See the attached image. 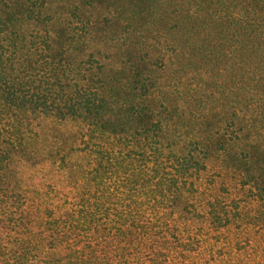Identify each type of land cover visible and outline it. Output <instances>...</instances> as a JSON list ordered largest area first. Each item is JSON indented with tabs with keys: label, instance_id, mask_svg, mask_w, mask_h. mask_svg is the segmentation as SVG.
<instances>
[{
	"label": "trees",
	"instance_id": "1",
	"mask_svg": "<svg viewBox=\"0 0 264 264\" xmlns=\"http://www.w3.org/2000/svg\"><path fill=\"white\" fill-rule=\"evenodd\" d=\"M3 1L7 0H0V26L10 22L12 13L1 7ZM74 1L70 7L78 14L76 22L89 32L85 23L87 10L97 11L110 2ZM128 1L135 12L152 3ZM163 10L174 21V28L176 23L182 40L175 50L177 58L186 50L193 58L220 59L227 62V69H237L243 118L249 115L252 125L244 135H264V0H168ZM5 40H0V49ZM34 40V51L47 70L43 78L48 86L41 91L34 88L29 97L16 96L13 102L17 99L18 103L12 107L7 96H12L9 91L14 83L3 85L0 114L6 110L20 118L26 113L29 117L43 114L59 123L78 119L89 127V132H104L101 128L105 125L115 128L122 120L131 126L137 124L145 132L154 124L157 129L163 128L162 120L154 121L155 104L145 103L147 94L140 97L136 91L94 88L70 93L63 81L66 71L72 69V55L62 48L60 34L45 30ZM136 98L142 99L144 106L127 113L128 105ZM116 100L118 107L113 109ZM134 115L138 119H133ZM258 120L260 130L254 128ZM22 122L8 121L13 135L20 134ZM117 141L125 147V153L98 151L93 155L95 166L71 181L62 203L36 204L37 213L27 218L22 209L13 207L15 202L10 197L24 192L9 179L23 142L20 138L0 139V264H192L191 259L200 253L202 237L192 230L193 218L181 217L178 211L198 214L191 199L201 192L195 178L205 167L202 160L209 155L204 154L201 160L192 154L177 155L161 135H127ZM257 143V138H251L242 149L241 159L248 173L240 178L245 181L242 189L248 185L255 200L264 204V144ZM201 208L205 211L200 218L216 233L229 226L230 215L239 214L236 205L219 199L205 201ZM26 228L30 235L23 233ZM11 234L16 240L2 244L1 236ZM193 247H198L199 252Z\"/></svg>",
	"mask_w": 264,
	"mask_h": 264
},
{
	"label": "rangeland",
	"instance_id": "2",
	"mask_svg": "<svg viewBox=\"0 0 264 264\" xmlns=\"http://www.w3.org/2000/svg\"><path fill=\"white\" fill-rule=\"evenodd\" d=\"M162 1L159 4L152 0L151 5L140 6L138 12L128 0H110L97 11L88 9L85 23L90 32L76 22L78 14L70 7L75 5L74 0L3 1L1 7L12 12L10 22L4 20L6 23L0 26V40L6 39L0 49V88L14 83L9 91L12 96L5 94L12 101L8 104L13 107L18 103L17 99L13 102L16 96L29 97L34 88L41 91L48 86L43 78L47 70L34 51V36L48 30L52 35L60 34L62 48L72 55V69L66 71L63 81L70 93L94 88L136 91L140 97L147 94L145 103L155 104L154 121L164 122L161 130L154 124L148 132L125 120L115 128L105 125L101 128L104 132H89V127L78 119L59 123L43 114L29 117L26 113L20 118L6 110L0 114V139L20 138L23 142L9 179L21 187L24 195H10L13 207L22 209L29 218L37 213L36 204L62 203L71 181L95 166L93 155L98 151L125 153L118 139L161 135L177 155L192 154L200 160L204 154L209 155L202 160L205 167L195 178L201 192L191 199L197 205L198 216L178 211L181 217L193 218L192 230L202 237L200 253L191 263L264 264V204L255 200L248 185L242 189L245 181L240 178L248 173L241 159L247 140L257 138V144L263 145L264 135H244L252 125L249 115L243 118L242 90L235 67L227 69V62L220 59L193 58L186 50L181 57L175 56L182 40L176 23L174 28V21L164 14L168 0ZM142 106V99H133L127 113L139 111ZM116 107L117 100L112 108ZM8 121H24L19 135L11 133ZM260 126L258 120L254 128L260 130ZM213 199L236 205L239 212L230 215L229 226L219 233L200 218L205 211L201 205ZM23 233L30 235V229ZM15 240L13 234L1 236L2 244ZM192 249L199 252L198 247Z\"/></svg>",
	"mask_w": 264,
	"mask_h": 264
}]
</instances>
